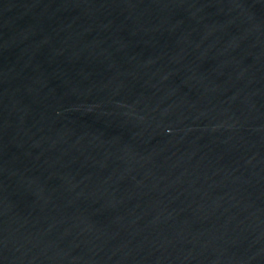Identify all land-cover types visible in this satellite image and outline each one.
I'll return each instance as SVG.
<instances>
[{
  "label": "water",
  "instance_id": "1",
  "mask_svg": "<svg viewBox=\"0 0 264 264\" xmlns=\"http://www.w3.org/2000/svg\"><path fill=\"white\" fill-rule=\"evenodd\" d=\"M0 264H264V0H0Z\"/></svg>",
  "mask_w": 264,
  "mask_h": 264
}]
</instances>
